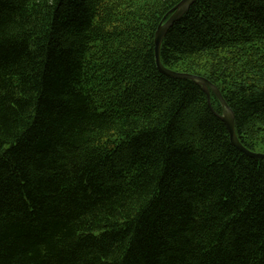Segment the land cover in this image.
<instances>
[{
    "label": "trees",
    "instance_id": "obj_1",
    "mask_svg": "<svg viewBox=\"0 0 264 264\" xmlns=\"http://www.w3.org/2000/svg\"><path fill=\"white\" fill-rule=\"evenodd\" d=\"M181 0H0V264H264V158L157 68ZM161 61L264 153V0H196Z\"/></svg>",
    "mask_w": 264,
    "mask_h": 264
},
{
    "label": "water",
    "instance_id": "obj_2",
    "mask_svg": "<svg viewBox=\"0 0 264 264\" xmlns=\"http://www.w3.org/2000/svg\"><path fill=\"white\" fill-rule=\"evenodd\" d=\"M195 1L196 0H181L170 11V15L167 18V20L165 22H161L160 25L158 26L156 33H155V38H154V44H155L154 53H155V62H156L157 68L159 69V71H161L162 73L170 77L187 78L190 80L197 81L199 84L203 86V89L206 92L208 104L210 107H212L211 101H210L211 90H212L217 96V98L219 99L223 107V113L219 114V116L225 122L228 128L232 145L238 148L240 151H242L244 154H246L249 157L264 158V153L251 151L239 141L237 134H236V130H235V123H234L235 117H234L233 110L229 106L225 98L223 97L220 89L214 83H212L207 78L201 75H196V74H191V73H186V72H179V71H174L169 68H166L161 61L160 50H161V45H162L165 35L169 31V29L173 26V24L176 21H178L190 9V7L194 4Z\"/></svg>",
    "mask_w": 264,
    "mask_h": 264
}]
</instances>
